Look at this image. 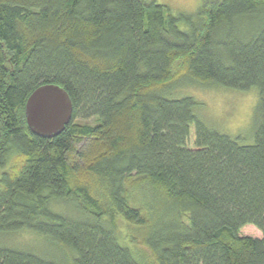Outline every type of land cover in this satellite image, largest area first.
Here are the masks:
<instances>
[{"label":"trees","instance_id":"obj_1","mask_svg":"<svg viewBox=\"0 0 264 264\" xmlns=\"http://www.w3.org/2000/svg\"><path fill=\"white\" fill-rule=\"evenodd\" d=\"M45 84L73 106L52 138L25 119ZM190 84L254 89L253 143L205 124ZM20 231L63 258L0 245V264H264V0H0V235Z\"/></svg>","mask_w":264,"mask_h":264},{"label":"rangeland","instance_id":"obj_2","mask_svg":"<svg viewBox=\"0 0 264 264\" xmlns=\"http://www.w3.org/2000/svg\"><path fill=\"white\" fill-rule=\"evenodd\" d=\"M154 1L171 11L172 14L195 15L204 2H211L212 0ZM177 90L181 96L193 97L198 104L197 114L205 124L233 138H239V143H253L254 133L258 125L255 114L258 98L254 89L236 91L215 86L190 84L180 86ZM78 123L89 124V121L80 120ZM60 207L62 206L60 205ZM244 230L246 234L259 235L252 227H247ZM0 245H16L26 249L30 247L33 250L47 251L61 259L63 258V254L52 243L28 231L16 232L8 236L0 235Z\"/></svg>","mask_w":264,"mask_h":264},{"label":"water","instance_id":"obj_3","mask_svg":"<svg viewBox=\"0 0 264 264\" xmlns=\"http://www.w3.org/2000/svg\"><path fill=\"white\" fill-rule=\"evenodd\" d=\"M73 106L67 92L55 84L36 88L25 103L28 128L37 136L52 138L61 133L72 118Z\"/></svg>","mask_w":264,"mask_h":264}]
</instances>
